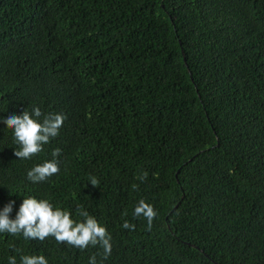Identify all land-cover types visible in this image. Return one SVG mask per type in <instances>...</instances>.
Instances as JSON below:
<instances>
[{
  "label": "trees",
  "instance_id": "1",
  "mask_svg": "<svg viewBox=\"0 0 264 264\" xmlns=\"http://www.w3.org/2000/svg\"><path fill=\"white\" fill-rule=\"evenodd\" d=\"M34 107L66 119L20 159L4 121ZM31 196L86 210L112 253L0 233V264H264V0H0V211Z\"/></svg>",
  "mask_w": 264,
  "mask_h": 264
},
{
  "label": "clouds",
  "instance_id": "2",
  "mask_svg": "<svg viewBox=\"0 0 264 264\" xmlns=\"http://www.w3.org/2000/svg\"><path fill=\"white\" fill-rule=\"evenodd\" d=\"M43 117L41 120L40 118ZM66 116L61 113H42L41 108L34 107L31 112L25 110L21 115H10L5 119L8 128L13 130L15 144L18 145L14 155L20 159H31L44 151V146L60 134ZM61 149L52 152L53 157H59ZM60 172L57 159L46 160L37 164L27 173L32 183H41ZM148 172L142 171L137 177L140 181L147 180ZM93 186H98L96 177H89ZM15 201H10L0 211V233L12 236L23 235L27 240L44 241L54 237L58 243H67L81 250L89 246H100L103 249V258L107 259L112 253V236L106 226L82 208L77 209V216L82 221L72 218V213L60 207H55L48 199H37L34 196L26 197L16 214L11 218ZM126 215V213H125ZM133 217L143 218L147 230H151L158 217V211L151 203L140 199L133 209ZM124 229L135 230V224L125 220ZM9 264H17L16 258L10 257ZM20 264H48L43 255H23ZM90 264H96V257L90 258Z\"/></svg>",
  "mask_w": 264,
  "mask_h": 264
}]
</instances>
